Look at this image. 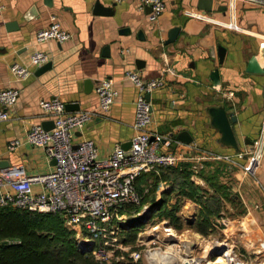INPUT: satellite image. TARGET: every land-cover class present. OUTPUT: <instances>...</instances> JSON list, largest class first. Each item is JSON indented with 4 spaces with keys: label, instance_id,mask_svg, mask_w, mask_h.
Masks as SVG:
<instances>
[{
    "label": "crops",
    "instance_id": "0c3cea01",
    "mask_svg": "<svg viewBox=\"0 0 264 264\" xmlns=\"http://www.w3.org/2000/svg\"><path fill=\"white\" fill-rule=\"evenodd\" d=\"M96 1L0 0V90H19L17 101L8 107V119L0 121V162L9 164L0 163V170L21 167L27 175L52 170L54 161L44 148L22 143L9 149L8 143L23 138L35 124L54 125L52 115L41 108V99L59 97L65 105L71 104L65 107L67 112L98 111L95 86L104 77L113 78L117 96L105 114L93 116L75 131L74 142L92 139L100 157L109 156L117 144L128 146L134 134L137 88L125 73L134 69L144 78L161 77L162 83L149 94L152 110L148 131L164 137L159 150L183 157L176 164L191 170L190 179L199 192L205 196L216 193L222 198V208L213 216V230L208 235L192 227L190 230L199 239L220 232L218 243L227 244L223 253L231 249L241 264H264V247L259 246L264 243V158L254 167L262 187L250 175L244 176V169L229 171L226 163L215 158L203 159V167L196 168L197 158L205 153L236 152L219 142L221 134L210 124L208 105L222 104L229 115L236 117L231 123L239 149L257 137L264 112V40L184 13L185 9H195L216 21L228 22L227 0H212L211 10L198 7L199 0H164L165 9L155 21L148 19L150 7L142 6L140 0H99L105 7L102 13H95ZM235 13L240 26L264 33V6L238 0ZM51 16L71 37L61 42H37V31L48 27ZM9 23L14 25L8 28ZM174 27L179 28L178 33L167 41ZM220 48L224 49L222 57ZM35 51L47 54L40 66L30 63ZM252 60L257 71L250 67ZM14 62L28 66L30 75L17 79L10 71ZM164 67L169 71L163 72ZM87 80L91 87L85 91ZM182 131L188 133V140L178 138ZM32 188L34 192L41 189L36 183ZM226 193L231 199L225 198ZM188 201L195 205L196 217L201 203ZM223 215L231 219L232 232H228L229 225L219 222ZM197 237L177 240L191 260L178 263L214 264L205 246L201 255L194 256L193 248L200 244ZM229 239L233 245H229ZM237 250L244 252L242 256Z\"/></svg>",
    "mask_w": 264,
    "mask_h": 264
},
{
    "label": "built area",
    "instance_id": "2783aa9c",
    "mask_svg": "<svg viewBox=\"0 0 264 264\" xmlns=\"http://www.w3.org/2000/svg\"><path fill=\"white\" fill-rule=\"evenodd\" d=\"M237 1L227 0L231 16L228 22L216 21L206 12L195 9H185L184 13L188 17L223 24L233 30L247 32L264 40V33L245 29L237 23L235 13ZM243 1L264 6V0ZM140 3L142 6L150 7L148 13L150 21L157 20L165 9L164 0H140ZM70 37L71 33L61 26L55 16H51L48 27L39 29L35 39L37 42L47 39L61 42ZM46 60L47 54L42 51H35L30 56V63L34 66H40ZM166 70L167 67L162 69L163 72ZM10 71L17 79H25L31 73L28 66L19 62L12 63ZM125 76L137 88L132 123L134 134L130 138V146L124 148L117 144L109 156L100 157L92 139L83 138L74 142L76 130L81 129L93 116L103 115L110 109L118 93L113 78L104 77L95 86L98 111L81 109L67 112L65 102L59 97L41 99L39 101L41 108L53 117V127L46 129L41 124H35L23 138L11 140L8 148L13 149L22 143L42 147L47 156L54 160L53 169L46 173L27 175L21 167L2 168L0 206L11 204L20 209L59 214L65 224L76 230L77 236L80 235L82 239L88 241L84 244L91 245L88 247L92 248V254L100 262L136 260L142 255H149L153 259L152 254L160 252L170 254V257H176L180 261L187 260L189 257L186 252H182V246L177 240H173L167 249H161L160 246L151 247L147 240L138 242L139 249L130 248V245H126L122 233L125 230L120 220L116 219L122 205L140 202L141 195L134 184L140 172L157 171L159 166H173L183 158L180 154L159 150L160 142L164 137L160 134H151L147 129L152 110L147 94L162 83L161 77L144 78L134 69L128 70ZM18 95L19 90L15 87L0 90V121L8 119V107L17 101ZM205 158L223 161L229 171H233L236 167L242 168L244 176L250 175L253 182L262 186L254 175V167L264 158V112L259 133L250 145L234 153H205L197 158L196 168L203 167L202 160ZM244 158L245 161L242 162ZM34 183L39 184L40 191H33ZM3 187L8 188L4 193L1 191ZM219 222L228 226L231 221L221 216ZM165 231L167 237L171 235L170 237L177 239L172 229ZM15 240L7 239L8 242ZM259 246L264 247V243L260 242ZM232 256L237 264H241L234 254Z\"/></svg>",
    "mask_w": 264,
    "mask_h": 264
},
{
    "label": "trees",
    "instance_id": "16d2710c",
    "mask_svg": "<svg viewBox=\"0 0 264 264\" xmlns=\"http://www.w3.org/2000/svg\"><path fill=\"white\" fill-rule=\"evenodd\" d=\"M190 176L191 170L178 164L159 166L157 171L140 172L134 181L141 195L140 202L122 205L118 214L125 212L130 220L128 225L133 227L136 218L135 215L131 218V214L139 212L138 206L144 204V189L148 187V190L154 192L160 182L170 180V190H161L159 198L146 200L149 211H162V217L167 218L177 229H181L185 225L179 214L182 201L176 199L168 204L169 195L176 194L183 199L198 200L201 205L189 226L203 235H208L216 225L213 216L219 214L222 198L216 193L205 196L199 192V187ZM225 198L231 199V196L226 193ZM9 238L16 240L8 242ZM87 249L77 246L73 231L64 226L62 217L57 213H40L11 204L0 206V264H130L126 261H95L91 251Z\"/></svg>",
    "mask_w": 264,
    "mask_h": 264
},
{
    "label": "rangeland",
    "instance_id": "374dc122",
    "mask_svg": "<svg viewBox=\"0 0 264 264\" xmlns=\"http://www.w3.org/2000/svg\"><path fill=\"white\" fill-rule=\"evenodd\" d=\"M170 180H167L166 182L162 181L158 184L156 190L151 191L150 189L148 190V187H146L144 189V194H145V202L144 204H140V206H138L140 208V211L134 214H131V218L134 216L136 219H134L133 223L134 226L130 227V225H128V222L130 220H128V216L125 212H119L118 214V220H120L122 226L124 227L125 231H123L122 233L125 235V243L126 245H130L132 249H139V246L137 245L139 241L141 240H147L148 245L151 247H158L160 246L161 249H167L168 245L170 243L173 242V240H194L195 237H197L194 233H192V230H190V226L189 224L193 222V218L194 216V212L196 210L195 205H193L192 203H190L187 200L188 199H183V197H178L176 196V194L173 195H169V200L168 204L175 202L176 199H179L182 201V204L187 203L186 205L188 206H183L181 207V212L179 213L180 216H183L185 218V225L181 228V229H177L176 227H174L171 222L167 219L162 217L161 212H154V211H149V206L147 201H151V199L155 197L159 198L161 195V190H170ZM262 187V186H261ZM147 200V201H146ZM147 208V211L144 212V210ZM222 215V214H221ZM224 216V215H223ZM230 221L231 219L228 218ZM133 220V219H132ZM235 223V221H233ZM132 223V224H133ZM64 226H66L69 230L73 231V236L76 240L77 246L80 249H84V248H88L87 250L91 251L92 253V248L91 245H85L84 243H87L88 241L86 239H82V236H77L76 234V230L74 228H72L71 226H68L67 224H65V222L63 221ZM131 224V222L129 223ZM229 225V224H227ZM166 227H171L172 231L176 233V235H174L175 233H173V235L175 236V238L177 237V239H173L174 237H170L171 235H169V237H167V232L165 231ZM228 232H232V228L233 226L229 225L228 226ZM230 230V231H229ZM220 232L218 234L215 235H210V236H204V239H199V237H197V241L200 242V244H195V247L193 248V250L195 251V255H201V251L204 250V246H205V250L206 252H208L212 247H214L218 243V237L220 236ZM195 236V237H194ZM10 239V238H9ZM11 239H15V238H11ZM82 241V242H81ZM176 242V241H175ZM214 242V244H213ZM230 244L229 245H233L231 242L232 240L229 239L228 241ZM82 244V245H81ZM213 245V246H212ZM90 246V247H88ZM233 247V246H232ZM237 249V248H236ZM155 250V248L153 249ZM237 253H240V256H242V254L244 252H240L239 250H237ZM160 255L163 253H159ZM158 253H156V255L153 257V259L151 257H149V255H142L139 259L136 260H128L126 262L130 263V264H174L172 256L170 257V254L167 255L165 254L163 257H159ZM93 255V254H92ZM209 255V254H208ZM222 254H216L214 255H209V259L214 261V264H228L227 261L224 262V260H220L221 259ZM94 257V255H93ZM176 258V257H175ZM94 260L96 261L97 259ZM177 262L180 261L178 259H176ZM220 260V261H219ZM98 261V260H97ZM130 261V262H129ZM183 261V260H182ZM172 262V263H171ZM209 263V262H208ZM196 264H199V262L196 261ZM202 264V263H200Z\"/></svg>",
    "mask_w": 264,
    "mask_h": 264
},
{
    "label": "water",
    "instance_id": "95a60500",
    "mask_svg": "<svg viewBox=\"0 0 264 264\" xmlns=\"http://www.w3.org/2000/svg\"><path fill=\"white\" fill-rule=\"evenodd\" d=\"M211 1L212 0H199V5L198 7H200L201 9H207V10H211ZM150 9V8H149ZM105 10V7H103L100 3L99 0L96 1L95 3V7H94V11L95 13H102V11ZM28 17L30 16H26V18L28 19ZM14 23H9L7 24V27L9 28V26H13ZM179 28L178 27H174L172 28L169 33H168V40L167 41H172L175 36L178 33ZM224 53V49L219 50V56L222 57ZM45 65V64H44ZM250 67L252 70L257 71L259 68L256 66L255 61L252 60L250 62ZM87 87H91V81L87 80L86 81V89L85 91H87ZM147 98H149V94H147ZM71 104H66L65 107H69ZM207 113L209 115L210 118V124L212 127H214L215 129H217L220 132V138H219V142L222 145L228 146V147H232L234 148L236 151L239 150L238 147V142L236 139V136L234 134L233 131V127H232V121L236 120V117L233 115H229L226 112L225 107L222 104H210L207 106ZM45 127V126H43ZM53 127V126H52ZM52 127H45L46 129H50ZM187 132L186 131H182L180 134H178V138H182L184 140H188L189 138H187ZM126 145L128 146H123L124 148H128L130 146V142H128ZM53 160V159H52ZM54 161V160H53ZM2 165L7 166L9 165L8 162L6 160H2V162H0ZM145 212L147 211V208L144 210ZM225 244H217V246L212 247L207 254L209 255H216V254H222L223 250L225 249Z\"/></svg>",
    "mask_w": 264,
    "mask_h": 264
},
{
    "label": "bare ground",
    "instance_id": "6f19581e",
    "mask_svg": "<svg viewBox=\"0 0 264 264\" xmlns=\"http://www.w3.org/2000/svg\"><path fill=\"white\" fill-rule=\"evenodd\" d=\"M166 230H171L170 228H168V227H166L165 228ZM82 242V241H81ZM214 244V243H213ZM220 244V243H219ZM82 245V244H81ZM215 246H217V243H216V245ZM226 247V246H225ZM225 250V249H224ZM224 250H223V252H224ZM222 252V256H221V259H222V261L224 260V262H226L227 261V263L228 264H237L235 261H234V259H233V257H232V251H231V249H228V252L225 254V253H223ZM161 253V252H160ZM153 256H155L156 255V253H153L152 254ZM165 254H159L158 256L159 257H163ZM172 258H174V257H172ZM175 260L173 261L175 264H180V263H178L177 262V260H176V258H174ZM220 259V260H221ZM219 260V261H220ZM172 263V262H171ZM183 263V262H182ZM160 264V263H159ZM184 264V263H183ZM186 264V263H185Z\"/></svg>",
    "mask_w": 264,
    "mask_h": 264
}]
</instances>
